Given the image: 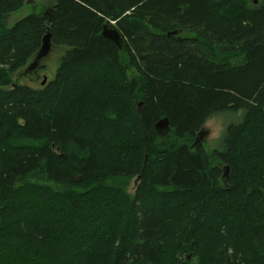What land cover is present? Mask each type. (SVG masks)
<instances>
[{"label": "trees", "instance_id": "1", "mask_svg": "<svg viewBox=\"0 0 264 264\" xmlns=\"http://www.w3.org/2000/svg\"><path fill=\"white\" fill-rule=\"evenodd\" d=\"M32 1L0 0V264H264V0H47L9 22ZM46 32L53 79L13 87Z\"/></svg>", "mask_w": 264, "mask_h": 264}, {"label": "rangeland", "instance_id": "2", "mask_svg": "<svg viewBox=\"0 0 264 264\" xmlns=\"http://www.w3.org/2000/svg\"><path fill=\"white\" fill-rule=\"evenodd\" d=\"M44 1L45 0H34L33 2L36 7H32L31 4L23 6L18 12L12 14V16L9 18V22H14L17 19H21L31 12L39 11V6H41ZM64 51L65 48L62 46L52 47L49 54L40 61V67L36 70L37 72H34L31 75H25L23 74L22 68L12 75V81L17 84L27 85L31 88L40 87L44 76L45 82H50L54 77L59 60L62 57ZM241 120L242 112L221 113L208 119L203 126L205 130L201 131L202 136L198 138V142L202 144L204 152L211 155L214 151H219L221 146V138L227 126L230 124H238L241 122ZM132 184L133 183H131V186H129V192L132 190Z\"/></svg>", "mask_w": 264, "mask_h": 264}, {"label": "water", "instance_id": "3", "mask_svg": "<svg viewBox=\"0 0 264 264\" xmlns=\"http://www.w3.org/2000/svg\"><path fill=\"white\" fill-rule=\"evenodd\" d=\"M254 3H256V0H254ZM107 28L104 27L101 35L104 36L105 38H107L108 40H111L113 42H116L120 36L119 34L112 30V31H109V30H106ZM176 35L177 33L176 32H171V33H168V35ZM42 45L39 49V51L36 53V56L34 58V61L33 63H31V65L29 66V69H34L39 60L41 58H44L48 52L50 51V47H51V41H50V34L49 33H46L43 38H42V41H41ZM155 130L156 131H163V132H167L169 130V123H168V120L166 118H163V119H160L154 126ZM202 131V130H201ZM202 136V132L199 134V137ZM198 142V141H195V143ZM195 143L192 145V146H195Z\"/></svg>", "mask_w": 264, "mask_h": 264}, {"label": "flooded vegetation", "instance_id": "4", "mask_svg": "<svg viewBox=\"0 0 264 264\" xmlns=\"http://www.w3.org/2000/svg\"><path fill=\"white\" fill-rule=\"evenodd\" d=\"M33 1H34V0H33ZM33 1H32V2H33ZM33 3H34V2H33ZM32 7H36V6H32ZM37 7H38V6H37ZM10 17H11V16H10ZM10 17H9V18H10ZM23 73H25V72L23 71ZM25 74H27V73H25ZM29 74H32V73H29ZM135 183H136V182H134L133 185H134Z\"/></svg>", "mask_w": 264, "mask_h": 264}, {"label": "bare ground", "instance_id": "5", "mask_svg": "<svg viewBox=\"0 0 264 264\" xmlns=\"http://www.w3.org/2000/svg\"><path fill=\"white\" fill-rule=\"evenodd\" d=\"M198 138H200V137H199V135H198V137H197V140H196V141H198ZM196 143H197V142H196Z\"/></svg>", "mask_w": 264, "mask_h": 264}]
</instances>
